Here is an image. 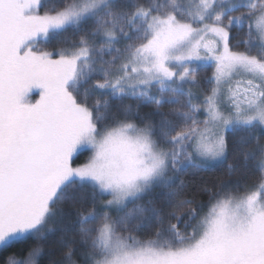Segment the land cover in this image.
Masks as SVG:
<instances>
[{
	"label": "snow or ice",
	"instance_id": "snow-or-ice-1",
	"mask_svg": "<svg viewBox=\"0 0 264 264\" xmlns=\"http://www.w3.org/2000/svg\"><path fill=\"white\" fill-rule=\"evenodd\" d=\"M0 253L264 264V0H0Z\"/></svg>",
	"mask_w": 264,
	"mask_h": 264
},
{
	"label": "trees",
	"instance_id": "trees-1",
	"mask_svg": "<svg viewBox=\"0 0 264 264\" xmlns=\"http://www.w3.org/2000/svg\"><path fill=\"white\" fill-rule=\"evenodd\" d=\"M88 152H83L79 155V158L75 159V165H79L82 164L86 161L87 157H88ZM185 182L188 183L190 186L195 185L196 183H199L202 180H210V179H214V177H185ZM25 245H18L16 248H12L9 249V252H16L19 251L21 248H24ZM8 255V253H0V264H3V260L4 258Z\"/></svg>",
	"mask_w": 264,
	"mask_h": 264
},
{
	"label": "rangeland",
	"instance_id": "rangeland-1",
	"mask_svg": "<svg viewBox=\"0 0 264 264\" xmlns=\"http://www.w3.org/2000/svg\"><path fill=\"white\" fill-rule=\"evenodd\" d=\"M208 75H210V72L208 73ZM89 155H90V153L88 154V156H89ZM87 159H88V157H87ZM87 159H86V161H87ZM86 161H85V162H86ZM85 162H84V163H85ZM82 164H83V163H82ZM79 165H80V164H79ZM79 165H76V166H79Z\"/></svg>",
	"mask_w": 264,
	"mask_h": 264
}]
</instances>
